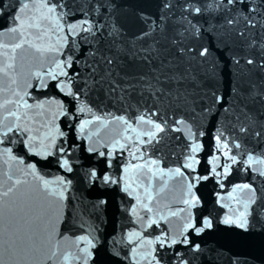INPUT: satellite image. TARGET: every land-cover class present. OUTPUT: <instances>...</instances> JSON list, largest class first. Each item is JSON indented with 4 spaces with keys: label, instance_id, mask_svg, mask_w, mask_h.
Instances as JSON below:
<instances>
[{
    "label": "snow or ice",
    "instance_id": "obj_1",
    "mask_svg": "<svg viewBox=\"0 0 264 264\" xmlns=\"http://www.w3.org/2000/svg\"><path fill=\"white\" fill-rule=\"evenodd\" d=\"M0 264H264V0H0Z\"/></svg>",
    "mask_w": 264,
    "mask_h": 264
}]
</instances>
